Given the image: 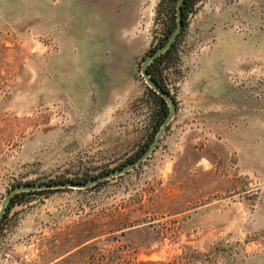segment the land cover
Wrapping results in <instances>:
<instances>
[{"label":"rangeland","instance_id":"374dc122","mask_svg":"<svg viewBox=\"0 0 264 264\" xmlns=\"http://www.w3.org/2000/svg\"><path fill=\"white\" fill-rule=\"evenodd\" d=\"M67 1L74 3L0 0V207L17 185L121 169L152 131L141 66L164 38L161 0H125L136 12L127 34L135 86L93 90L91 99L125 104L99 124L96 137L87 135L97 127L89 117L100 114L78 118L71 106L78 95L62 88L53 70L67 31L46 6ZM94 23L95 32L102 31L99 17ZM221 30L245 39L264 31V0L198 1L179 40L178 63L165 69L176 97L182 80L215 49ZM227 77L240 100L264 107V54L240 56ZM180 106L184 117L174 140L160 143L138 168L102 186L30 194L14 204L0 231V264H264L262 122L255 117L247 136L240 121L239 149L232 151L213 122ZM122 224L135 226L124 236L96 239L100 253L114 260H63L80 241Z\"/></svg>","mask_w":264,"mask_h":264},{"label":"crops","instance_id":"0c3cea01","mask_svg":"<svg viewBox=\"0 0 264 264\" xmlns=\"http://www.w3.org/2000/svg\"><path fill=\"white\" fill-rule=\"evenodd\" d=\"M72 2H61L60 6L54 8L46 6L47 11L54 12V23L61 24L67 31L53 70L57 78L61 79V87L71 90L72 96L78 95L79 98L71 100L73 112L78 118L84 114H100L89 117L97 127L89 130L87 135L96 137L101 133L99 124L102 123L103 127L104 121H108L113 113H120L125 104H105L91 99L93 90H119L135 86V52L132 39L127 34L135 24L136 12L131 2L125 0ZM253 4L258 8L260 6L254 1ZM76 16L84 22L74 23L73 18ZM95 16L103 22L102 31L95 32ZM217 36L215 49L202 56L198 68L180 83L178 111L161 143L174 140L178 133L184 117L181 103L213 122V129L220 132L222 140L228 143L232 151L239 149L240 121L246 125L244 130L247 136L255 130V117L262 122L260 127L264 130V107L260 111L255 110L253 103L240 100L239 93L227 77L228 71L240 56L264 54V31L253 33L246 39L223 30L218 31ZM115 73H119L122 78ZM122 79L129 85H123ZM116 96L119 97V94L116 93Z\"/></svg>","mask_w":264,"mask_h":264},{"label":"trees","instance_id":"16d2710c","mask_svg":"<svg viewBox=\"0 0 264 264\" xmlns=\"http://www.w3.org/2000/svg\"><path fill=\"white\" fill-rule=\"evenodd\" d=\"M199 0H184V3L182 5V13H183V30L177 39V41L173 44L172 47H170L163 55L160 57L156 58L153 63L150 64L148 67V73L152 79V81L161 89L164 91L170 93V95L176 100L177 102V97L175 94L170 89V83L168 81V76L165 73V69H167L169 66H176L178 63V44L180 38L183 36L185 33V30L188 26V21L190 15L194 12L195 6L197 5ZM177 2L178 0H161L159 3L158 7V14H162L164 11L165 16H166V22H165V33H164V38L160 40L158 45L151 50V53H155L158 49L163 47L166 42L169 40L170 36L175 30L176 27V21H177ZM150 91V97L152 99V114H151V121H150V126H151V134L149 136L148 141L144 146H142L136 154H134L131 158H129V162H133L137 160L149 147V145L152 143L153 139L155 138L156 134L159 132L161 126L163 125L165 119L167 118V115L169 114V105L167 102L162 98L161 95L157 94L154 90L149 89ZM109 173V172H108ZM107 173L100 174L104 175ZM99 176H91V177H84V178H78V179H71V180H54V181H49L47 183H56V182H68V181H73L76 183H86L89 180H92L94 178H97ZM107 181L101 182L94 187L97 186H102L104 183ZM65 189H59V190H44V191H31V192H24V193H19L13 197L11 202L9 203L7 207V211L4 215V218L2 222L0 223V231L3 228V224L8 217L9 211L12 209L14 204L20 201L21 198L25 197L26 195L30 194H36V193H53V192H58L62 191ZM143 221V220H142ZM138 222V221H137ZM97 227V225L95 224ZM135 225H129V224H122L119 228H114L106 233L102 234H92L87 238L85 241H80L76 247L72 250H70L68 253L72 252L69 254L67 257H65L63 260L67 261L70 260V258L77 259V260H84L85 256H90L89 260H114L112 257H108L105 254L100 253L101 249L97 247V240L101 236H108L111 239H114L113 237L116 236L118 232H121V236H124L125 233L129 231L130 228L134 227ZM90 242V243H89ZM67 252L63 254L65 256L68 254ZM128 253L126 254L127 258L126 260H129ZM130 260H135V258H131ZM142 264H165L162 262H146ZM170 264V263H169Z\"/></svg>","mask_w":264,"mask_h":264},{"label":"water","instance_id":"95a60500","mask_svg":"<svg viewBox=\"0 0 264 264\" xmlns=\"http://www.w3.org/2000/svg\"><path fill=\"white\" fill-rule=\"evenodd\" d=\"M184 3V0H178L177 2V21H176V27L172 35L170 36L169 40L166 42V44L158 49L154 54L150 55L142 64L141 66V74L144 78L146 84L148 87L152 90H154L157 94L161 95L162 98L167 102L169 105V114L167 115V118L165 119L163 125L161 126L159 132L156 134L155 138L153 139L152 143L149 145L147 150L135 161L129 163L128 165H125L121 169L109 172L107 174L101 175L97 178H94L92 180H89L86 183H76L73 181L68 182H56V183H27V184H21L17 185L14 188L10 190L8 195L4 198L2 201L1 207H0V223L2 222L4 215L7 211V207L13 197L19 193L24 192H31V191H44V190H59V189H87L90 187H93L101 182L108 181L110 179H114L117 177H121L130 171L138 168L140 165H142L145 161H147L156 151L159 144L161 143V140L163 139L164 135L166 134L168 127L170 123L174 120L176 117L177 111H178V105L176 100L170 95V93L164 91L160 87H158L151 79L149 73H148V67L150 66L153 61L163 55L170 47L173 46V44L177 41L179 38L182 30H183V13H182V5Z\"/></svg>","mask_w":264,"mask_h":264},{"label":"built area","instance_id":"2783aa9c","mask_svg":"<svg viewBox=\"0 0 264 264\" xmlns=\"http://www.w3.org/2000/svg\"><path fill=\"white\" fill-rule=\"evenodd\" d=\"M183 73H184V72H183ZM171 84H172V85L170 86V89H171V91L173 92V94H175V93H174V89H173V87H174V86H173V85H174L173 82H172Z\"/></svg>","mask_w":264,"mask_h":264}]
</instances>
